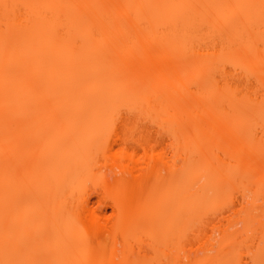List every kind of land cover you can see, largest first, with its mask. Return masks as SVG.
<instances>
[{"label":"bare ground","instance_id":"obj_1","mask_svg":"<svg viewBox=\"0 0 264 264\" xmlns=\"http://www.w3.org/2000/svg\"><path fill=\"white\" fill-rule=\"evenodd\" d=\"M262 259L264 0H0V261Z\"/></svg>","mask_w":264,"mask_h":264},{"label":"snow or ice","instance_id":"obj_2","mask_svg":"<svg viewBox=\"0 0 264 264\" xmlns=\"http://www.w3.org/2000/svg\"><path fill=\"white\" fill-rule=\"evenodd\" d=\"M9 7L12 8H17L18 6L16 5H4L5 9H8ZM19 7H25V6H19ZM0 264H42V262H29V261H10V260H5V261H0ZM249 264H252V262H249ZM260 264H264V259L260 261Z\"/></svg>","mask_w":264,"mask_h":264}]
</instances>
